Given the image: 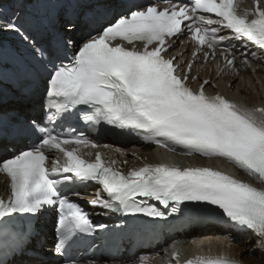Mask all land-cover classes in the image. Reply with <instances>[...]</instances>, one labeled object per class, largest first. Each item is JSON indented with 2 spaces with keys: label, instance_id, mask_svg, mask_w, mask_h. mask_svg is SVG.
Returning a JSON list of instances; mask_svg holds the SVG:
<instances>
[{
  "label": "snow or ice",
  "instance_id": "obj_1",
  "mask_svg": "<svg viewBox=\"0 0 264 264\" xmlns=\"http://www.w3.org/2000/svg\"><path fill=\"white\" fill-rule=\"evenodd\" d=\"M159 3L94 0L87 20L64 17L55 43L46 47L0 0V33L32 41L33 56L45 72L36 84L42 89L37 115H9L0 101V174L7 177L6 198H0V264H116V257L77 255L79 243L107 230L93 219L96 209L150 222L166 223L178 215L207 220L228 233L229 243L253 254L259 249L264 258V104L209 94L206 87L215 84L192 75L201 53L209 61L218 48L223 59L218 77L236 70L238 58L246 68L264 67V0H252L245 9L236 0ZM181 36L194 45L186 63L184 52L169 55ZM198 80L193 88L191 82ZM81 122L92 132L108 126L168 152L222 161L254 183L209 166L145 162L131 168L127 160L105 159L101 151L86 159L93 153L82 152V146L101 145L79 130ZM89 184L95 185L88 201L92 212L73 199L87 195L79 189ZM46 214L54 238L47 251L37 248L32 223ZM177 257L173 253V260ZM135 264L151 259L140 256ZM184 264L245 261L243 253L197 255Z\"/></svg>",
  "mask_w": 264,
  "mask_h": 264
},
{
  "label": "bare ground",
  "instance_id": "obj_2",
  "mask_svg": "<svg viewBox=\"0 0 264 264\" xmlns=\"http://www.w3.org/2000/svg\"><path fill=\"white\" fill-rule=\"evenodd\" d=\"M14 2H16V0H3L5 7H7L10 11L14 10ZM15 39L16 37L14 33L11 32L0 33V43L3 41H7L11 44H14ZM179 51L185 53L182 57L183 60L185 57L188 56L191 49H189L187 45H183L174 48L169 55H177ZM236 63H237L236 70L224 71L218 77V73L215 72H213L210 75H207V70L204 67H201L197 60L196 64L192 68V75L193 76L198 75L200 77V80L207 78L213 84H215V88H214L215 90L212 87H206V91L209 94H214L215 92H219L222 95L228 97L229 99L241 101L251 106H261L262 104H264V67H260L258 65L252 64L251 68H246L243 66L239 58L237 59ZM255 66H258L259 70L253 72L252 69H254ZM252 76H254V78L260 82V85H258L256 82L253 81ZM230 81L232 82V87L228 86ZM199 83H200L199 80L191 82L192 85L193 84L199 85ZM21 100L26 105L30 102L28 99L25 98H22ZM14 107L22 109V106H20L19 104H14ZM135 148L136 147H132L131 149L132 153H138L139 155H141L140 156L141 158H143V156L145 157L144 152H141L139 149H135ZM100 149L107 156H110V158L117 157L119 160H127L129 164L137 162V158H132L129 156L128 153L129 150L127 148L101 147ZM147 156H150V154H147ZM147 162L152 163L153 161L147 159ZM236 175H238L239 178L246 180L247 182L254 183V181H252L247 176H243L238 173H236ZM200 232H205V230H200ZM227 235L228 233H223L218 237H209L208 240L214 241L216 239H220L222 241H225L224 245L227 246L229 242L224 239V237ZM241 238H242L241 235H237L238 240ZM217 245L218 244L216 243H212V247ZM253 247L255 248L254 243H253ZM178 248L179 247L167 248L163 253L162 259L156 261L155 264H171L173 262V253H178L179 251ZM224 252H226L231 257H236L239 254L243 253L245 264H264V258H262L259 249H256L255 253L253 254L244 245L237 243V244H231V246L228 249H224Z\"/></svg>",
  "mask_w": 264,
  "mask_h": 264
}]
</instances>
